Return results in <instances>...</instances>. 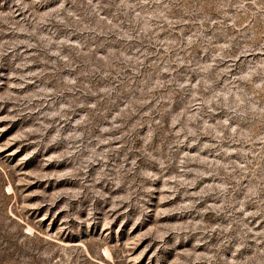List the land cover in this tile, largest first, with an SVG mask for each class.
Here are the masks:
<instances>
[{
  "label": "rangeland",
  "instance_id": "rangeland-1",
  "mask_svg": "<svg viewBox=\"0 0 264 264\" xmlns=\"http://www.w3.org/2000/svg\"><path fill=\"white\" fill-rule=\"evenodd\" d=\"M0 264H264V0H0Z\"/></svg>",
  "mask_w": 264,
  "mask_h": 264
}]
</instances>
